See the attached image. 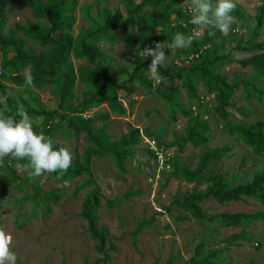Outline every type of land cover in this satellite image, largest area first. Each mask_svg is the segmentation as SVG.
<instances>
[{
	"label": "rangeland",
	"instance_id": "rangeland-1",
	"mask_svg": "<svg viewBox=\"0 0 264 264\" xmlns=\"http://www.w3.org/2000/svg\"><path fill=\"white\" fill-rule=\"evenodd\" d=\"M39 1L44 3L45 0ZM171 1H181L178 7L182 10L191 6V0ZM260 1L233 0L234 9L239 10L240 23L234 32L230 31L227 36L220 35L215 39L218 55L225 56L233 51L229 56V64L218 71L228 84L236 86L226 109V124L231 128H246L256 122L264 124V78L252 68L243 69L238 65L254 53L233 50L239 42L245 44L251 41L264 47V20L254 35ZM26 2L0 0V28L3 36L13 30L14 24H37L38 21L25 6ZM97 8L109 12L110 33H122L121 25L128 16L117 0H78L72 14L74 23L70 34L73 38L89 27L85 16L97 19ZM152 12L154 10L145 8L139 15ZM17 37L23 41L24 50L32 55L47 49L20 34ZM233 40L234 44L231 43ZM139 42L143 44V49L154 48L156 44H161L163 51L167 47L158 31L149 30ZM95 44L102 52L103 65L114 82L125 80L127 72L136 67L134 61L139 52L138 44L137 49L135 46L131 49L124 47L121 39L113 45L99 39ZM181 49H170L165 63L160 67L179 69L177 65L183 64V57L179 54ZM139 61H151V57H140ZM79 65L81 61L76 60L71 53L65 68L76 71ZM1 70L2 75H7ZM148 75L152 77L150 91L132 83L128 87L135 89L134 95L126 96L123 91L119 92L124 115H109V119L98 117L108 113L105 104L81 115L82 118L95 117L93 130L106 127L110 141L115 144L130 128L140 131L139 143L128 150V156L122 163V172L110 158L92 159L90 163L93 180L101 191L99 207L95 212L96 226L105 231L111 245L108 264H186L199 245L203 250L201 257L208 259L211 264H264V220L230 228L222 226L220 222L223 214H264V206L251 199L225 204L206 199L198 205L205 219L198 222L188 211L181 210L178 203L193 193L204 194L207 184H189L176 175V169L193 171L202 155L217 149H227L218 161L207 166V171L221 175L230 187L246 185L264 168V155L253 156L236 135L226 132L217 116L215 100L206 95L200 85L196 91L203 104L198 106V102L190 103L187 100L179 82L169 84L156 75L152 76L149 71ZM6 85L10 87L9 93L13 98L6 110L13 112L14 116L18 117V111L26 112L27 108L37 113H52L57 109L59 91L56 86L24 92V89L16 88L9 82ZM157 87L165 92H176L173 105L165 104L160 99L154 92ZM74 93L75 104L91 96L78 81ZM183 113L207 123L209 131L205 135L210 136V140L206 144L179 147L187 127ZM30 118L34 131L44 134V119ZM48 124L52 125L49 137L53 140L54 149L66 148L71 153V168L80 164L88 148L86 134L81 132L76 135L59 121ZM146 134L148 136L144 137ZM115 150L119 152L118 147ZM13 161L16 162L14 166ZM17 163L24 162L11 157L0 161V230L11 237L10 250L15 253L17 264H99L101 256L96 252V243L88 236L87 224L80 216L91 191L89 187L81 188L87 180L86 176L63 179L57 173H45L32 177L29 169L17 168ZM106 202L114 204L109 207ZM141 221L145 224L134 237L133 232ZM241 232L244 233V240L232 245L226 243L227 238Z\"/></svg>",
	"mask_w": 264,
	"mask_h": 264
},
{
	"label": "trees",
	"instance_id": "trees-1",
	"mask_svg": "<svg viewBox=\"0 0 264 264\" xmlns=\"http://www.w3.org/2000/svg\"><path fill=\"white\" fill-rule=\"evenodd\" d=\"M78 0H27L25 6L31 11L34 19L38 22L33 25L29 22L24 25L14 24L13 30L6 35L1 34L0 28V58L1 68L7 72L0 78V115L6 117L14 116V113L7 111L6 107L12 103L9 82L12 86L27 90H41L45 87H57L59 91V103L57 109L52 113L35 112L27 108L26 113L35 118L44 119V129L50 126V122L59 121L65 124L74 134L81 132L86 134L87 150L81 158L80 164L74 168H69L63 175V179H76L85 175L87 180L81 188L89 187L91 191L83 204L80 213L81 218L87 224V233L92 241L96 243V252L101 256L99 264H108L110 258L108 251L111 245L106 238L105 231L96 226L95 212L99 207L101 191L93 180L90 163L92 159L110 158L117 169L122 172V163L128 156V150L134 148L139 143V129L130 128L118 142L112 143L106 133V127L100 130H93L95 117L82 118L91 110L99 108L105 104L108 113L98 116L109 119V115L120 117L125 114L121 105L119 92L123 91L126 96L135 94V89L128 87V84L135 83L140 88L150 91L152 89V77L148 75V66L151 61L140 62L139 56L136 57L131 71L127 72V77L120 83H116L110 77L109 71L103 65L102 52L96 47L95 42L99 39L109 45L115 44L119 39L122 40L124 47L138 48L143 50L140 39L146 36L151 30L158 31L160 37L166 42L164 50L166 56L170 53L169 44L176 33L189 34L191 14L184 12L179 5L181 1L171 0H117L124 7L128 19L121 25L122 33H110L109 12L105 9L97 8V19L85 18L89 22V27L82 29L73 38L70 34L74 23L72 14L75 12ZM150 8L154 12L139 15L143 9ZM84 10H82L83 12ZM85 15V11L82 13ZM234 21L231 30L233 31L240 23L238 9H233L231 13ZM264 20V0L260 1V7L255 16V31H258ZM234 32V31H233ZM17 34L31 41L37 42L39 46L46 47L44 51L32 55L24 50L23 41L18 39ZM53 35V37H52ZM57 35L56 37H54ZM222 35L219 31L207 28L203 30V35L199 39H194L190 47L182 48L179 54L183 57L182 63L193 56L187 65H177L174 69L170 67H159L156 77L169 84L179 82L186 93V98L190 103L198 102V106L203 104L201 97L198 96L196 89L199 85L205 90L206 95L212 96L216 102V113L223 122V128L230 135L236 137L251 150L253 156L262 157L264 155V124L256 122L246 128H231L226 124L229 104L235 94L236 86L228 84L224 77L218 74L221 67L229 64V52L225 56L216 53L215 39ZM235 42L234 40L231 43ZM234 44V43H233ZM234 52L253 54V56L241 61L238 65L243 68H252L255 73L264 78V47L261 44L241 42L234 45ZM73 53L76 60L81 61L76 71L73 68H65V63L70 54ZM184 60V61H183ZM83 61V62H82ZM193 62V64H192ZM176 67V66H175ZM30 70L33 83L28 86L24 82V71ZM3 74V72H2ZM91 96L79 104H75L74 88L76 82ZM154 92L165 104L173 105L176 92H165L160 88H154ZM28 107V106H27ZM187 119V127L184 137L180 140L179 147L187 144L199 146L206 144L210 136L205 135L209 131L207 123L202 122L201 118L192 117L188 113H183ZM91 118V119H90ZM97 118V117H96ZM45 131V136L50 135L52 125ZM56 131V129H55ZM148 134L144 135V137ZM118 147L119 152L115 150ZM227 149H217L202 155L197 167L193 171L186 168L176 169L177 177L189 184L206 183L207 188L204 194L193 193L189 198L178 203L183 211H188L198 222H202L205 216L199 210L198 205L206 199H213L219 204L236 203L244 199H251L264 206V168L256 173L252 180L246 185L230 187V185L219 175L207 171V166L218 161ZM15 161L12 162L14 166ZM56 174V173H55ZM129 195V194H128ZM111 207L114 202H106ZM1 209V208H0ZM264 220V214L244 215V214H223L220 216L221 225L224 227H241L250 222ZM145 224L141 221L137 229L133 232L136 237ZM244 233L235 234L227 238L226 243L235 244L238 240H244ZM202 246H196L193 256L186 264H211L208 259L202 258ZM168 264H171L170 262Z\"/></svg>",
	"mask_w": 264,
	"mask_h": 264
},
{
	"label": "clouds",
	"instance_id": "clouds-1",
	"mask_svg": "<svg viewBox=\"0 0 264 264\" xmlns=\"http://www.w3.org/2000/svg\"><path fill=\"white\" fill-rule=\"evenodd\" d=\"M235 5L233 0H191L189 12L190 23L195 27L191 35L176 33L169 48L178 49L189 47L194 39H198L201 29L212 28L227 36L231 30L233 17L231 15ZM147 59L151 57L149 72L155 76L157 69L162 66L167 56L156 44L154 48H144L136 53ZM237 58L238 54H237ZM24 82L31 86L33 77L30 70L24 71ZM19 119L0 115V161L11 157L18 162L17 168H27L32 177H39L45 173H57L63 176L71 167L72 155L66 148L54 149L51 137L34 131L30 116L23 110L17 113ZM11 237L0 230V264H17V257L10 250Z\"/></svg>",
	"mask_w": 264,
	"mask_h": 264
},
{
	"label": "built area",
	"instance_id": "built-area-1",
	"mask_svg": "<svg viewBox=\"0 0 264 264\" xmlns=\"http://www.w3.org/2000/svg\"><path fill=\"white\" fill-rule=\"evenodd\" d=\"M189 6H186L184 9H183V11L184 12H187V13H189V14H191L190 12H189ZM189 24H190V27H189V34L188 35H191L192 34V30H193V28L195 27L194 25H192L190 22H189ZM202 35H203V29H201L200 30V36H199V38H201L202 37ZM198 38V39H199ZM193 58V56H189V58L187 59V60H183L184 61V64H188V62L189 61H191V59ZM1 76H2V70H1V68H0V78H1ZM193 110H194V108H193ZM49 127L50 126H47V129H44V130H48L49 129Z\"/></svg>",
	"mask_w": 264,
	"mask_h": 264
}]
</instances>
